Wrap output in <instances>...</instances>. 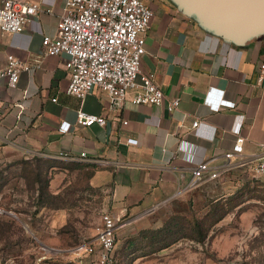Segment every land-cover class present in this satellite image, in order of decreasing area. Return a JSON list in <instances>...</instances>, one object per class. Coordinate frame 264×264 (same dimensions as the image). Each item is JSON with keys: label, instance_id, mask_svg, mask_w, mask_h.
<instances>
[{"label": "crops", "instance_id": "crops-1", "mask_svg": "<svg viewBox=\"0 0 264 264\" xmlns=\"http://www.w3.org/2000/svg\"><path fill=\"white\" fill-rule=\"evenodd\" d=\"M24 1L39 3L25 29L0 30V67L10 54L29 66L16 86L0 84V147L92 165L95 183L108 189V212L126 224L207 190H220L217 200L222 201L245 192L236 207L249 200L248 191L260 180L250 167L233 168L195 185L192 167L204 160L220 163L238 134L246 138V154L264 151V35L236 44L206 30L169 0H147L154 16L141 71L154 75L167 99L180 96V104L168 111L165 105L126 100L112 108L99 88L84 99L68 94L67 56L43 54L42 39L56 34L65 0ZM80 109L103 115L105 124H77ZM197 119L201 124L193 128ZM63 122L71 124L67 131L61 130ZM130 138L136 142L129 143ZM171 253L160 250L155 261L163 262L166 255L167 264H175ZM115 256L117 264L150 261L129 248Z\"/></svg>", "mask_w": 264, "mask_h": 264}, {"label": "rangeland", "instance_id": "rangeland-1", "mask_svg": "<svg viewBox=\"0 0 264 264\" xmlns=\"http://www.w3.org/2000/svg\"><path fill=\"white\" fill-rule=\"evenodd\" d=\"M94 172L86 162L1 146L0 228L6 218L14 222L0 230V264H84L76 247L94 236L108 212V189L95 183ZM258 182L249 200L214 224L220 190L156 208L118 230L115 253L129 248L147 255V264H157L158 251L167 249L175 264H264V181ZM198 221L206 229L201 242L195 240ZM166 257L158 264H167Z\"/></svg>", "mask_w": 264, "mask_h": 264}, {"label": "built area", "instance_id": "built-area-1", "mask_svg": "<svg viewBox=\"0 0 264 264\" xmlns=\"http://www.w3.org/2000/svg\"><path fill=\"white\" fill-rule=\"evenodd\" d=\"M38 11L39 3L35 1L1 0L0 30L20 33ZM153 16L154 9L144 0H65L56 34L42 39L43 54L67 56V93L70 95L84 99L94 88H99L107 94L112 108H119L130 100L134 104L165 105L168 111H173L180 104V96L167 99L154 75L141 71L146 35ZM260 68L264 73V63ZM28 69L16 56L8 55L7 64L0 67V84L5 81L11 87L16 86L22 70ZM222 95L220 91L216 108L221 105ZM76 120L81 126L104 125L106 121L103 115L82 109L77 111ZM200 124L197 119L192 126L197 128ZM70 126V122H63L61 130L67 131ZM245 140L238 134L232 148L223 152L220 163H213L212 159L195 164L192 185L218 178L237 167H250L253 177L264 181V151L246 154ZM128 141L135 143L136 139ZM261 147L264 148V144ZM85 156L82 152L81 157ZM125 224L122 217L103 213L94 236L76 247L85 257L84 264H117L116 237Z\"/></svg>", "mask_w": 264, "mask_h": 264}, {"label": "water", "instance_id": "water-1", "mask_svg": "<svg viewBox=\"0 0 264 264\" xmlns=\"http://www.w3.org/2000/svg\"><path fill=\"white\" fill-rule=\"evenodd\" d=\"M170 1L206 30L236 44L264 35V0Z\"/></svg>", "mask_w": 264, "mask_h": 264}, {"label": "trees", "instance_id": "trees-1", "mask_svg": "<svg viewBox=\"0 0 264 264\" xmlns=\"http://www.w3.org/2000/svg\"><path fill=\"white\" fill-rule=\"evenodd\" d=\"M243 193L244 192H241V193H239L238 192V194H234L233 196H230V197H228L226 200H224V201H222V202H216V203H214V211L213 212H218L219 213V215H218V217H217V219H215V220H213V222H212V224H214V223H216V222H218L219 220H221L222 218H224L225 216H226V214L231 210V209H233L234 207H236L240 202H242L243 201V199H240V198H242L244 195H243ZM49 195H51V197H53V194H49ZM49 195H47V197L49 196ZM239 195V196H238ZM49 198V197H48ZM226 205H228V206H226ZM219 210V211H218ZM7 219V220H6ZM5 220H3L2 221V224H4L5 223V228L4 227H2L4 230H7V228H9V226H10V224H12L13 222H14V220L13 219H10V218H6ZM209 219H207L206 218V221L205 222H207ZM211 223V222H210ZM7 226V227H6ZM2 228H0V230L2 229ZM196 237H197V239H195V238H193V239H195V240H197V241H199V242H201L205 237H206V235H205V228H203L202 227V222L201 221H198L197 222V224H196ZM1 232H2V230H1Z\"/></svg>", "mask_w": 264, "mask_h": 264}, {"label": "flooded vegetation", "instance_id": "flooded-vegetation-1", "mask_svg": "<svg viewBox=\"0 0 264 264\" xmlns=\"http://www.w3.org/2000/svg\"><path fill=\"white\" fill-rule=\"evenodd\" d=\"M148 1H153V0H148Z\"/></svg>", "mask_w": 264, "mask_h": 264}]
</instances>
